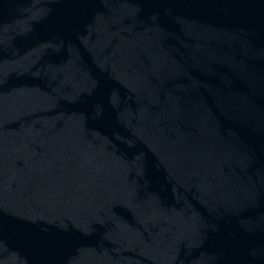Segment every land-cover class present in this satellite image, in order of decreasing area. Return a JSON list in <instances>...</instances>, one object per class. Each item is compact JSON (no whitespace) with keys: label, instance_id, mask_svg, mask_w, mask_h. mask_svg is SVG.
<instances>
[{"label":"water","instance_id":"1","mask_svg":"<svg viewBox=\"0 0 264 264\" xmlns=\"http://www.w3.org/2000/svg\"><path fill=\"white\" fill-rule=\"evenodd\" d=\"M0 264H264V0H0Z\"/></svg>","mask_w":264,"mask_h":264}]
</instances>
